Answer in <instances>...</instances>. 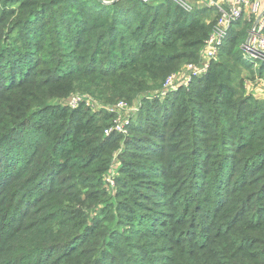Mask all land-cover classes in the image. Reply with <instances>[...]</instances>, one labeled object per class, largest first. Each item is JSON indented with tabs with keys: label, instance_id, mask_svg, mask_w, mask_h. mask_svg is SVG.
I'll return each mask as SVG.
<instances>
[{
	"label": "trees",
	"instance_id": "1",
	"mask_svg": "<svg viewBox=\"0 0 264 264\" xmlns=\"http://www.w3.org/2000/svg\"><path fill=\"white\" fill-rule=\"evenodd\" d=\"M210 10L184 12L171 0H0L2 230L17 212L24 216L16 224L30 213L40 220L35 204L54 208L58 195L93 207L96 216L80 232L85 220L74 224L62 240L85 235L99 249L86 264H113L121 243L141 237L127 226L144 224L136 212L146 210L148 198L140 192L156 186L169 192L159 193L160 211L178 212L180 224L201 231L199 241L186 250L174 245L172 259L160 264H264V99L242 79L243 72L264 77V62L243 58L251 23L231 26L219 60L204 73L173 88L163 83L165 66L200 62L213 27L200 15ZM76 91L113 104L141 98L115 155L112 194L104 178L122 135L104 133L113 112L65 104ZM65 188L78 191L65 195ZM101 218L116 228L99 226ZM128 259L118 264H134Z\"/></svg>",
	"mask_w": 264,
	"mask_h": 264
},
{
	"label": "rangeland",
	"instance_id": "2",
	"mask_svg": "<svg viewBox=\"0 0 264 264\" xmlns=\"http://www.w3.org/2000/svg\"><path fill=\"white\" fill-rule=\"evenodd\" d=\"M189 1L192 3L193 9L191 11L183 10L184 12H195L196 8L200 7L214 8V4L216 3L215 0H202V2H198V0ZM217 4L222 7L226 6L222 3ZM216 13L214 10L211 13L207 12L201 14L200 16L203 19L205 18V20H208V23L212 22V25H214L217 19ZM243 26L244 24L240 23V27ZM238 27L239 26L236 27V30H239ZM61 51L67 52V49ZM243 58H245L244 55ZM41 59L44 62L50 60L49 56H47L46 54L43 55ZM246 59H251L250 61L252 62L256 61L255 59L250 57H247ZM212 60L215 62L218 61L219 56L216 55ZM199 63V61H176L168 66H165L168 71V75L166 76V78L169 75L174 74L177 77L176 83L180 82L181 80H185L194 75L192 74L193 70L200 66ZM254 77L255 78L251 79L248 73L243 72V86L248 90V88L252 85V88L250 89L252 91H250V93H252V95L257 97L258 99H264V77L260 79L256 75ZM151 91L154 92V90ZM76 93L82 94L81 91H76L74 94ZM98 94L99 93L97 92V95ZM102 100L103 101L100 100V102L94 100V104L98 106V109L92 110L93 112H105L108 108H113V103L107 102V99ZM140 100L141 98L138 99V101H134L133 103L127 101L130 106L138 107V110H135L134 112L130 111V117L129 115H125V118L127 119L128 128L136 120V115L138 114L140 108ZM64 102L66 104V100ZM129 133L130 131L128 130L127 136ZM125 138L126 136L122 135V139L119 144V149L115 150V152L113 153L112 165L114 164V168L116 167V163L114 162V160L116 159L115 155L119 154L121 149L125 146ZM112 177L113 176L110 171L105 174L104 178V185L106 188L105 190L109 194H112L113 190L115 189V183ZM154 180L160 181L158 178H154ZM131 185L132 182L127 183V189L129 188L128 191H131ZM154 187L155 189L150 192L145 189H142L140 192L141 197H144L146 195V197L148 198V200H143V202L145 203L144 205H146L143 207L146 210L136 212L137 215L139 214V218L141 217L144 219V224L140 225L139 220L135 219L130 223L129 226H127L129 228L137 229L138 231L142 232L140 235L141 237L130 238V240H127L128 244H125L124 242L121 243V245L118 246L119 251L115 253V255L113 256V261H111V263H121V261H125L126 259H128L126 258L127 256H125V254H130V256H128V260H133L134 264H160V262H166L170 257V259H172L173 254L171 252V249L174 245H180L182 249L186 250L191 247L192 242L199 241L198 234L201 231H195V229L190 226L189 223L180 224L179 219L177 217V215H179L178 212L176 213L173 211H160L161 205L158 201H160L159 199H161L162 197L159 193L164 192L166 193V195H169V192H166L156 186ZM74 191H78L77 188H65L63 193L65 195H68L70 192ZM62 200L63 199H60L58 195L53 196L51 198V201L53 204L56 205V207L54 208L49 206V203H36L35 206L37 207L34 210L36 213L39 212L38 214L41 216L40 220H36V218L31 216L30 213L27 214L28 216L26 218H23L21 224H16V222L24 216V213H15L14 220L11 226L8 227L6 230H2L0 228V261L11 262V264H86V260H89V258L94 252V249L95 254L99 252L98 245L96 244V242L93 243L85 235H79L71 241H67V239L62 240L66 232L74 224L85 220L86 223L84 224L82 229L78 231L80 232L84 229L86 224H88L89 222H93V219L96 217L95 215H93V207L84 208L85 205L80 202L68 204L66 201ZM57 209L70 210L71 212L64 215V210ZM73 210L78 211L80 217L76 218L75 215H72ZM83 211H85V213ZM152 212H155L154 218L147 216ZM4 213L5 210L4 207H2L0 210V219L3 217ZM75 214L78 215L77 212H75ZM36 223H38V225H35ZM99 226L104 227L105 229L116 228L111 224H105V221L102 218L100 219ZM33 227H36L37 230H33ZM10 232L14 234L12 237H10L9 239L8 237H4L5 234H8ZM123 233H125V229H121V236ZM13 237L16 238L14 242ZM28 239H32L35 244H40L41 246L32 249L29 246L30 244L28 242ZM51 240H53V243L50 242ZM13 245H17L15 246L16 250L14 252H12L14 247ZM32 250L34 251L32 252ZM118 254L121 257L120 259L117 258ZM132 256L136 258L131 259ZM128 264L133 263L128 262Z\"/></svg>",
	"mask_w": 264,
	"mask_h": 264
},
{
	"label": "built area",
	"instance_id": "3",
	"mask_svg": "<svg viewBox=\"0 0 264 264\" xmlns=\"http://www.w3.org/2000/svg\"><path fill=\"white\" fill-rule=\"evenodd\" d=\"M143 1L148 2L150 0ZM171 1L182 10L191 11L193 9V5L189 0ZM198 2H202V0H198ZM214 6L217 8V19L201 50L200 66L195 68L192 74L199 75L206 71L209 62L218 55V51L227 37L229 29L240 19L251 23L247 37L248 41L246 39L242 44L244 59L250 57L264 62V0H232L225 7L217 3ZM246 60L250 61L251 59ZM176 80V75H169L165 79L164 87H175L177 85ZM82 103L90 106L92 110L98 109V106L94 104V100L90 96L73 94L66 99V104L73 108L78 107ZM135 110H138V107L130 106L125 100H119L114 104L113 108H108L107 111L113 112L114 117L111 125L104 130L105 135L117 133L126 136L128 127L125 115L130 117V111L134 112ZM114 170V165H112L109 170L112 176Z\"/></svg>",
	"mask_w": 264,
	"mask_h": 264
},
{
	"label": "crops",
	"instance_id": "4",
	"mask_svg": "<svg viewBox=\"0 0 264 264\" xmlns=\"http://www.w3.org/2000/svg\"><path fill=\"white\" fill-rule=\"evenodd\" d=\"M216 1V3H222V4H225L226 6L232 1V0H215ZM215 8V9H214ZM214 8H209V9H211L210 10V13L211 12H213L214 10H215V13H216V11H217V8L216 7H214ZM217 14V13H216ZM206 21H208V20H206ZM259 93V92H258Z\"/></svg>",
	"mask_w": 264,
	"mask_h": 264
},
{
	"label": "water",
	"instance_id": "5",
	"mask_svg": "<svg viewBox=\"0 0 264 264\" xmlns=\"http://www.w3.org/2000/svg\"><path fill=\"white\" fill-rule=\"evenodd\" d=\"M247 41H248V38H247Z\"/></svg>",
	"mask_w": 264,
	"mask_h": 264
}]
</instances>
